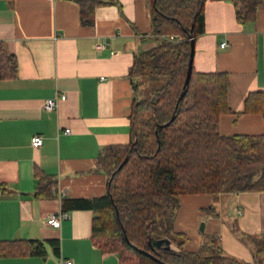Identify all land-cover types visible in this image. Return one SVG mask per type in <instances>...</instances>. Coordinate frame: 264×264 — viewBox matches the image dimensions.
Masks as SVG:
<instances>
[{"label":"crops","instance_id":"0c3cea01","mask_svg":"<svg viewBox=\"0 0 264 264\" xmlns=\"http://www.w3.org/2000/svg\"><path fill=\"white\" fill-rule=\"evenodd\" d=\"M203 15L193 68L226 71L230 80V111L219 115V132H264L260 113L240 112L249 91L264 89V8L240 23L230 1L206 0ZM156 37L149 0L100 4L92 24L80 22L75 0H0V40L17 61V75L0 78V182L6 187L0 189V239L36 238L45 245L41 255H0V264H60V256L70 264H117L115 252L93 243L95 212L79 199L106 192L97 153L106 144L129 142L132 101L141 96V78L129 68L134 54L152 47ZM60 93L65 98L55 107H44ZM33 135L42 136L40 145H31ZM36 170L54 178L51 194L38 191ZM53 187L64 188L61 199ZM213 195L180 196L174 229L185 233L183 246L196 249L206 239L194 233L202 219L203 231L218 234L226 254L253 261L254 237L264 228V191L217 193L219 211ZM64 199L69 217L59 227L46 224ZM230 208L234 215L223 217ZM53 237L58 253L48 240Z\"/></svg>","mask_w":264,"mask_h":264},{"label":"trees","instance_id":"16d2710c","mask_svg":"<svg viewBox=\"0 0 264 264\" xmlns=\"http://www.w3.org/2000/svg\"><path fill=\"white\" fill-rule=\"evenodd\" d=\"M75 1L80 22L92 24L96 6L113 0ZM149 1L156 42L134 54L129 74L141 80H164L152 86L148 95L134 96L129 142L106 144L97 153L96 166L107 174L106 192L79 199L95 212L91 239L102 251L115 252L117 264H160L157 259L167 264H264V228L260 237H254L251 262L226 254L216 233L189 249L183 246L185 233L174 229L183 194L264 191V132H219V115L230 111L226 71H197L192 65L186 90L177 102L190 38L204 31L206 0ZM228 1L240 23L253 20L257 9L264 8V0ZM16 75L15 56L0 40V78ZM240 112L260 113L264 119V89L249 91ZM129 150L128 159L116 170ZM35 173L40 194H51L54 178L40 170ZM0 189L6 190L4 183L0 182ZM68 206L64 199L61 208ZM160 237L177 249L156 244ZM48 240L58 253L59 239ZM44 252L40 239H0V255Z\"/></svg>","mask_w":264,"mask_h":264},{"label":"built area","instance_id":"2783aa9c","mask_svg":"<svg viewBox=\"0 0 264 264\" xmlns=\"http://www.w3.org/2000/svg\"><path fill=\"white\" fill-rule=\"evenodd\" d=\"M174 35H169L170 39H173ZM99 46H103V44H98ZM226 45L225 41H222L220 43V46L223 47ZM65 94L60 93L56 94L54 97L47 98L44 102V107L47 109H51L56 106L58 99H64ZM66 132L69 131V128L64 129ZM31 145L38 146L42 143V136L41 135H33L30 138ZM53 192L56 194L58 199H61L64 195V188L61 187H53ZM69 217L68 210H64L62 208H59L57 210L51 211L46 215L44 218V222L50 226L53 227H59L62 220L67 219ZM59 263L60 264H70L71 261L68 259H63L61 256L59 257Z\"/></svg>","mask_w":264,"mask_h":264},{"label":"rangeland","instance_id":"374dc122","mask_svg":"<svg viewBox=\"0 0 264 264\" xmlns=\"http://www.w3.org/2000/svg\"><path fill=\"white\" fill-rule=\"evenodd\" d=\"M164 80V77L159 78L158 80H149L148 78L144 77L143 80H141L139 82V95H141V97L148 95L150 89L152 86H157L160 85V83H162ZM218 196L216 194H214L211 198V203H213L214 208L216 209V211H219V200H218ZM225 215H234L231 208L229 209V211L227 212L226 210L222 211V216L224 217ZM204 220H199L194 233L198 234L199 236H204V238L208 239L211 235V233L207 232L205 233V231H203V228H200V224L201 222Z\"/></svg>","mask_w":264,"mask_h":264},{"label":"water","instance_id":"95a60500","mask_svg":"<svg viewBox=\"0 0 264 264\" xmlns=\"http://www.w3.org/2000/svg\"><path fill=\"white\" fill-rule=\"evenodd\" d=\"M193 50H194V41L192 38H190V47H189V57H188V62H187V68H186V74H185V79H184V83H183V86H182V90L177 98V102L181 99V97L183 96L185 90H186V85L188 83V80H189V77H190V74H191V68H192V59H193ZM129 153H130V150L127 152V154L125 155V157L122 159V161L119 163V165L117 166L116 170L120 169V167L125 163V161L128 159L129 157ZM200 228H203V222H201L200 224ZM156 244H160V243H163V247L166 248V249H169L171 248V242L168 238L166 237H160V238H157L155 240ZM157 261L160 263V264H167L165 263L164 261L162 260H159L157 259Z\"/></svg>","mask_w":264,"mask_h":264}]
</instances>
